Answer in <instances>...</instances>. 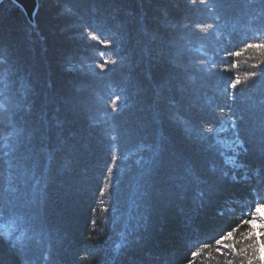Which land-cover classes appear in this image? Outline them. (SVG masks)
<instances>
[{"label": "trees", "instance_id": "trees-1", "mask_svg": "<svg viewBox=\"0 0 264 264\" xmlns=\"http://www.w3.org/2000/svg\"><path fill=\"white\" fill-rule=\"evenodd\" d=\"M36 3L32 23L11 0L0 3V153L12 139V111L17 126H48L46 140L34 137V154L18 148L11 169L0 155V240L28 244L35 264H222L214 238L236 229L242 240L250 209L264 203L256 195L264 193V56L244 51L264 42V0ZM193 32L207 38L189 44ZM121 57L109 72L117 65L104 61ZM173 61L207 69L192 81L194 95L166 83ZM8 96L23 108L10 110ZM190 104L215 114L203 125L211 154L194 149L174 118L189 115ZM231 108L244 117L250 151H233ZM158 146L160 163L148 172ZM213 167L228 178L210 187ZM0 252L22 264L5 246Z\"/></svg>", "mask_w": 264, "mask_h": 264}, {"label": "snow or ice", "instance_id": "snow-or-ice-1", "mask_svg": "<svg viewBox=\"0 0 264 264\" xmlns=\"http://www.w3.org/2000/svg\"><path fill=\"white\" fill-rule=\"evenodd\" d=\"M191 5H196L197 0H189ZM200 5H206L208 0H198ZM218 4L221 6L224 3V0H216ZM193 11H206V9H192ZM264 11V10H262ZM201 32L204 29H200ZM206 36H199L196 33H191V35L187 38L188 43H192L194 40H204ZM95 39V37H93ZM187 45H185V48ZM249 49L255 50L259 52L262 56H264V42H257V43H246V47L244 51ZM234 56L241 55L240 52L233 51L230 53ZM124 62V58H120V62L118 64L117 61H104V64H113L117 65L116 68L109 69V72H116ZM175 65V71L173 74H170L169 81L166 83H171L172 81H178L177 87L180 88L182 92H188L191 95H194L197 92V89L192 86V81L196 79L197 73H203L207 71L205 68H196L195 66H188V65H181L173 61ZM101 71H105L103 65L101 66ZM255 75V73H253ZM240 84L239 79L231 82L228 85V88L232 90H236L237 86ZM157 97L161 96V91H157ZM238 93L231 92L229 93V98L233 101L236 100ZM169 104H173L175 102L174 98L168 101ZM4 103L9 105L10 110L15 109H22L23 105H21L17 99L13 98L12 96H8ZM261 105L264 106V90L261 92ZM190 114L184 116L179 113H174V118L181 126L182 135L184 138L192 145V147L199 152H206L211 154L214 150L215 146L211 143L212 137L210 135H205L203 125L212 123L214 121V112L208 111L206 107H199L194 108L191 104L189 105ZM221 111H223V107H221ZM231 115L236 117V120L233 122V130L236 135V139L233 142L235 148L233 151L240 150L241 152L250 151L249 148L246 147L248 144V140L242 135L244 131L242 128L243 123V115L238 114L236 108H231ZM262 111H264V107H262ZM12 116V128L13 131L11 132V140L5 139L3 143L5 144L6 148L8 149L6 152L0 153L2 156H7L9 159L7 160V164L9 169L13 167V161L15 160L16 152L18 151L19 147H24L29 155L34 154V148L32 147V141L35 136L39 135L41 140L47 139V121H44L42 125H37L34 128L28 129L25 127L27 121L20 126H17L15 123L16 112H11ZM156 116H159V113H156ZM23 119V117H21ZM211 132V129H208ZM27 135L25 136V133ZM260 135L258 137V144H259V151H260V158H261V171L264 172V119H261L260 122ZM41 151H46V149H42ZM159 155V146L156 153H154L153 157L145 161L148 165V172L151 171L152 166L154 164H159L160 162L156 160V156ZM50 159V157H49ZM116 158L113 157V160ZM143 159V157H141ZM140 163V161H137ZM47 171V169H45ZM111 172V169L108 170ZM211 175L215 177L214 180H211L210 187L219 186L223 184L228 178V172L218 170L217 168L213 167L211 170ZM219 171V175H217ZM209 179L204 180L203 182L209 183ZM231 180L235 181L236 177L232 176ZM256 195L261 196L264 198V193H261L259 190H256ZM37 201L34 199L33 203ZM264 212V203H255L254 207L250 209V219H245L243 221L244 225H247V231L243 233L242 240H236V229L232 230H225L222 234L219 235L218 238H214L215 246L217 252L223 257L222 264H264V215L261 213ZM32 220L37 227L42 226V218L41 213L39 210H36L32 214ZM258 222L259 227H256ZM30 239V238H29ZM0 245H3L7 248L8 253L11 255H18L23 256L24 259L22 264H35V262L27 257V249L29 247L26 243H18L17 240L9 239L7 241L0 240ZM207 246V245H205ZM193 256L197 255V253L193 252ZM235 258V259H234ZM44 259L47 260V256H44ZM0 264H8V259L3 252H0Z\"/></svg>", "mask_w": 264, "mask_h": 264}, {"label": "water", "instance_id": "water-1", "mask_svg": "<svg viewBox=\"0 0 264 264\" xmlns=\"http://www.w3.org/2000/svg\"><path fill=\"white\" fill-rule=\"evenodd\" d=\"M3 0H0V3ZM13 3H15L18 7L22 9L24 12L27 20L32 23L33 16L36 12L37 3L36 0H11Z\"/></svg>", "mask_w": 264, "mask_h": 264}, {"label": "rangeland", "instance_id": "rangeland-1", "mask_svg": "<svg viewBox=\"0 0 264 264\" xmlns=\"http://www.w3.org/2000/svg\"><path fill=\"white\" fill-rule=\"evenodd\" d=\"M261 214H262V215H264V212H262ZM256 227H259V225H258V222H257V225H256Z\"/></svg>", "mask_w": 264, "mask_h": 264}]
</instances>
